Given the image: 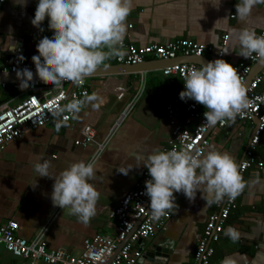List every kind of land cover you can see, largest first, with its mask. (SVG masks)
<instances>
[{"label": "crops", "instance_id": "obj_1", "mask_svg": "<svg viewBox=\"0 0 264 264\" xmlns=\"http://www.w3.org/2000/svg\"><path fill=\"white\" fill-rule=\"evenodd\" d=\"M236 2L221 0L217 8L218 0H130L131 11L124 22L123 42L142 47L186 38L206 45L204 55L197 60H193L197 57H179L168 63L149 57L135 70L121 69L116 73L86 77L89 95L96 97V108L85 105L77 118H72L69 123L52 121L25 133L0 152V224L16 220L21 237L34 240L44 233L48 248L65 250L69 254L81 252L85 240L97 234L115 236L116 222L109 218L105 209L117 206L141 179L146 168L138 166L143 161L137 156H147L154 149L164 151L169 145L173 125L166 105L178 103L183 112L179 121L186 118L185 108L190 99L179 98L184 88L183 80L165 76L162 69L180 61H191L201 66L203 62L218 58L220 51L227 61L237 64L243 59L238 55L239 30L247 28L258 34L264 29V5L255 6L252 14L242 21L235 14ZM35 7L36 0H27L24 6L13 0L0 7V64L18 50L27 54L37 53L38 40L52 34L47 19L42 23L43 31L31 24ZM225 34L229 38L224 45ZM11 39L19 45L18 50L5 49L11 46ZM212 41H215V46ZM112 65L123 66L113 56L98 67ZM263 70L264 60L261 59L253 66L251 79ZM16 80H19L16 75L0 76V81L8 82L0 101L17 96L13 87ZM142 87L145 90L135 109L126 116L118 130L109 135L113 124ZM260 89L264 90V82ZM178 99L180 101L177 102ZM255 124L256 120H252L234 121L224 128L214 126L208 151L229 153L239 168ZM86 125L95 129V141L77 145L75 141L83 139L82 129ZM102 142H107V145L99 150L98 145ZM37 154L49 161L53 174L77 161L94 160L96 171L90 183L96 187L100 197L95 204V215L87 224L53 206L50 198L53 180L38 177L32 169ZM255 157L264 160V132ZM128 169L126 175L118 171ZM242 182L244 187L238 194L237 207L227 219L220 240L214 244L211 264H264V171L250 168L244 173ZM217 208L218 203L207 205L199 192L193 201L185 198L183 193H176V206L167 229L142 244L144 257L139 264H191L208 216ZM229 226L239 232L238 239L232 240L225 235ZM0 264L32 262L0 247ZM36 264L46 263L38 261Z\"/></svg>", "mask_w": 264, "mask_h": 264}, {"label": "clouds", "instance_id": "obj_2", "mask_svg": "<svg viewBox=\"0 0 264 264\" xmlns=\"http://www.w3.org/2000/svg\"><path fill=\"white\" fill-rule=\"evenodd\" d=\"M14 3L24 6L27 0H14ZM220 4L221 0H218V6H214L218 8ZM257 5H264V0H237L235 14L244 21ZM130 11V0H36L31 24L43 31L42 23L47 19V26L52 30L51 35L38 40L37 54L31 57L36 78L54 86L65 81L81 85L107 59L123 55L124 22ZM237 40L239 56L247 59L255 54L264 60V35L242 28ZM9 43L11 46L5 49L18 50L19 45L12 39ZM212 45L215 46V41ZM16 76L20 81L19 88L23 90L30 87L34 73L25 67L18 69ZM183 83L179 98L203 105L206 109L204 122L208 126L234 120L248 104L235 65L222 56L203 62L199 68L188 69ZM95 99L94 95L73 98L62 108L53 110L52 116L66 120L63 113L70 112L76 119L83 106L97 107ZM137 159L143 161L138 166L146 168L150 177L145 181L144 194L148 197L154 220L176 206L175 193H183L185 198L193 201L199 192L206 204L211 205L220 203L225 197L235 198L244 187L236 161L226 152L154 149L147 156H137ZM32 169L38 177L53 180L50 197L53 206L85 224L95 215L100 193L90 183L96 171L94 160L77 161L53 174L49 161L37 154ZM118 171L126 175L129 169ZM225 235L232 240L239 238V232L232 226L225 229Z\"/></svg>", "mask_w": 264, "mask_h": 264}, {"label": "built area", "instance_id": "obj_3", "mask_svg": "<svg viewBox=\"0 0 264 264\" xmlns=\"http://www.w3.org/2000/svg\"><path fill=\"white\" fill-rule=\"evenodd\" d=\"M13 0H0V7ZM257 35H264V29ZM229 35L225 34L223 44H227ZM207 46L190 39H177L166 44H150L137 46L134 43L123 42V55L115 56L120 65L136 66L154 57L161 61H173L179 57H201L204 55ZM37 53H25L18 50L11 57L5 58L0 64V76L16 75L18 69L25 67L31 69L35 74V66L31 57ZM23 57V60L20 57ZM225 58L220 51L218 57ZM227 60V59H226ZM261 59L253 54L250 58H243L241 62L234 64L238 75L245 87L248 104L242 109L232 121L225 120L216 125L208 126L204 122L203 113L205 107L193 100L186 105V118L180 122L179 115L183 112L178 103L170 102L166 105L169 120L173 125L169 145L164 151L171 149H186L193 152L199 149L207 153L211 146L210 134L213 127L224 128L234 121L257 120L250 139L245 156L239 164L241 177L250 168L264 171V161L255 157L256 148L264 132V90L260 85L264 82V70L249 79L253 66ZM194 62H174L162 69V73L169 77L183 76L190 68H199ZM19 80L13 81V87L17 96L11 100L0 101V152L12 141L22 137L29 131L37 130L48 125L52 121L60 124L69 123L72 119L70 112H64L63 117L56 119L52 116L53 110L62 108L73 98L82 99L89 95L90 86L86 78L81 85H75L71 81H65L60 86H54L51 82L45 83L34 75L31 85L27 89L19 88ZM7 81H0V95L7 87ZM144 85V83H143ZM142 87L127 104L126 109L113 124L109 135H113L120 127L123 120L137 106L143 95ZM180 101L179 99L177 102ZM213 129V130H212ZM83 139L75 143L90 144L95 141L96 131L91 125L83 129ZM110 137L107 139V141ZM106 143L98 145L103 150ZM147 169L144 170L141 179L136 183L135 188L126 193L124 198L112 209H105L109 218L116 222L115 236L108 234H97L85 240L81 252L69 254L65 250H51L48 248L44 233L34 240L21 237L18 233L19 223L16 220H8L0 224V247L12 255L30 260L32 264L38 261L46 264H139L144 257L142 244L153 238L158 232L165 231L168 221L172 216L174 207L158 220H154L150 214L148 197L144 194L145 181L149 179ZM176 196V193H175ZM237 198L225 197L218 208L209 214L204 231L197 242L194 257L191 264H211L215 253L214 244L218 242L223 234L225 224L231 212L237 207Z\"/></svg>", "mask_w": 264, "mask_h": 264}, {"label": "water", "instance_id": "obj_4", "mask_svg": "<svg viewBox=\"0 0 264 264\" xmlns=\"http://www.w3.org/2000/svg\"><path fill=\"white\" fill-rule=\"evenodd\" d=\"M194 60H197L198 58H193ZM168 63V62H166ZM142 64L136 65V66H127V65H123L121 67H117L115 65L112 66H102V67H98L97 70L92 73L90 76H94V75H102L104 73H116V72H120L121 69H123L124 71H130V70H135L136 67H139ZM119 66V65H118ZM127 66V67H126ZM118 70V71H117ZM252 74V73H251ZM252 76H249V79H251ZM245 88V87H244ZM257 123V120H256ZM159 255V254H157Z\"/></svg>", "mask_w": 264, "mask_h": 264}, {"label": "trees", "instance_id": "obj_5", "mask_svg": "<svg viewBox=\"0 0 264 264\" xmlns=\"http://www.w3.org/2000/svg\"><path fill=\"white\" fill-rule=\"evenodd\" d=\"M258 159V158H257ZM260 160V159H259ZM264 161V160H263Z\"/></svg>", "mask_w": 264, "mask_h": 264}]
</instances>
